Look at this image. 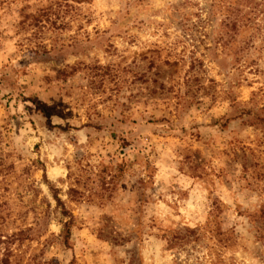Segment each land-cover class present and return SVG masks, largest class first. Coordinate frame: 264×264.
Returning <instances> with one entry per match:
<instances>
[{
    "label": "rangeland",
    "instance_id": "obj_1",
    "mask_svg": "<svg viewBox=\"0 0 264 264\" xmlns=\"http://www.w3.org/2000/svg\"><path fill=\"white\" fill-rule=\"evenodd\" d=\"M0 264H264V0H0Z\"/></svg>",
    "mask_w": 264,
    "mask_h": 264
},
{
    "label": "trees",
    "instance_id": "obj_2",
    "mask_svg": "<svg viewBox=\"0 0 264 264\" xmlns=\"http://www.w3.org/2000/svg\"><path fill=\"white\" fill-rule=\"evenodd\" d=\"M68 224V222L66 221V222H64V225L66 226Z\"/></svg>",
    "mask_w": 264,
    "mask_h": 264
}]
</instances>
